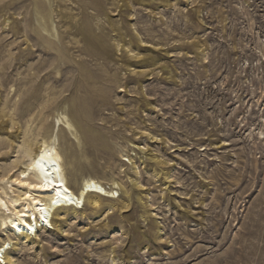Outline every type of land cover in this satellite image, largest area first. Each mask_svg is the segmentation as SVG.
I'll list each match as a JSON object with an SVG mask.
<instances>
[{
	"label": "rangeland",
	"instance_id": "1",
	"mask_svg": "<svg viewBox=\"0 0 264 264\" xmlns=\"http://www.w3.org/2000/svg\"><path fill=\"white\" fill-rule=\"evenodd\" d=\"M53 137L114 200L0 228L10 264H264V0H0V192Z\"/></svg>",
	"mask_w": 264,
	"mask_h": 264
},
{
	"label": "bare ground",
	"instance_id": "2",
	"mask_svg": "<svg viewBox=\"0 0 264 264\" xmlns=\"http://www.w3.org/2000/svg\"><path fill=\"white\" fill-rule=\"evenodd\" d=\"M39 4L38 2L34 4L35 22L41 32L40 38L45 41L44 48L49 49V43L58 46L59 42L53 43L47 39L53 36L51 34L53 28L49 16L44 14ZM76 32L82 34L87 45L102 50L103 44L98 40L97 42L92 40L95 36L90 30L83 27ZM43 33L47 36L44 37ZM71 123L67 118L59 116L54 127L62 126L71 130L73 128ZM55 140L56 137H53V142L41 141L35 151L29 144L22 146L21 157L25 159V164L23 170L13 179L18 192L14 194L11 191L14 194L12 197H8L3 190L0 192V228L8 230L25 242H29L33 237L36 238L39 229L49 228L60 232L61 220L66 210L82 209L84 205H88L96 212L102 208L105 200H114V188L105 191L99 181L91 176L81 179L79 190L69 188V182L63 171L64 162L55 146ZM90 144L94 145L93 142ZM114 185L117 184L112 183V186ZM129 202L128 195L121 201H114L115 204L119 203L121 210L128 209ZM9 248V240L0 245V264L11 263Z\"/></svg>",
	"mask_w": 264,
	"mask_h": 264
}]
</instances>
